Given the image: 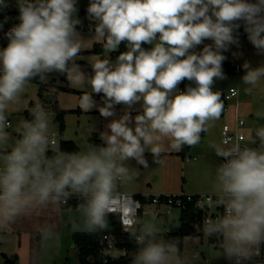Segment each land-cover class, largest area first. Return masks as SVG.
I'll use <instances>...</instances> for the list:
<instances>
[{
  "label": "clouds",
  "instance_id": "obj_1",
  "mask_svg": "<svg viewBox=\"0 0 264 264\" xmlns=\"http://www.w3.org/2000/svg\"><path fill=\"white\" fill-rule=\"evenodd\" d=\"M76 2L16 0L20 22L5 33L8 44L0 49V228L33 208L67 205L75 195L76 215L69 216L74 230H107L109 214L119 212L130 239L139 245L132 264H186L178 245L163 238L157 217L141 219L139 201L122 191L133 178L126 162L148 167L145 153L155 162L165 138L174 150L201 142V133L224 111L221 92L213 85L225 78L223 52L238 45L241 22L257 54L264 55V0H90L88 18L104 52L117 51L122 42L127 48L115 60H93L91 75L76 63L83 47ZM8 6L0 0V10ZM205 40L212 44L197 52ZM242 67V91L251 95L264 81V63L252 67L245 61ZM52 73L90 87L79 100L85 112L98 108L102 117H115V106H125L100 133L103 146L90 143L82 151L49 155L57 143L55 113L40 102L31 108L30 119L17 123V138H10L9 108L21 103L33 80L46 81ZM184 80L191 83L181 91ZM93 93L103 94V106ZM136 104L140 111L132 117L129 110ZM254 116L253 146L231 138L211 145L223 160L211 181L214 203L224 212L206 222L204 234L222 238L223 255L235 264L259 256L264 245V124L259 123L264 107ZM40 234L45 242L55 237L47 225Z\"/></svg>",
  "mask_w": 264,
  "mask_h": 264
},
{
  "label": "rangeland",
  "instance_id": "obj_2",
  "mask_svg": "<svg viewBox=\"0 0 264 264\" xmlns=\"http://www.w3.org/2000/svg\"><path fill=\"white\" fill-rule=\"evenodd\" d=\"M7 2L8 8L0 10V15L3 14L5 18L7 17V25L0 28L9 30L20 21L18 19L19 11L16 0H7ZM89 3L90 0H77L76 7L78 8L77 17L79 20L86 19ZM10 10L17 11V15L12 17ZM86 24L83 23L81 26L77 25L76 27L83 39L82 49L93 48L95 41H103L95 36L94 26H92V29L86 30L84 28ZM237 35L238 45H231L227 51L223 52L226 57L222 63L225 78L214 81L213 91H217L219 87L228 88L233 85L237 88L238 93L228 102H224L225 108L220 119L212 123V127L207 133H201V142L198 145L193 147L185 145L183 153L181 152L182 148L180 150L172 149L169 146L170 141L165 138L162 141L164 151L155 162L150 152L145 153L148 167L145 168L137 164L135 160L127 161L126 163L133 172V178L127 184L134 188L132 190L133 193H178L182 191L202 194L212 193L205 191L211 190V176L216 167L222 163V158L215 154L211 145L220 144L222 141V126L224 122H231L235 125L238 118H244L246 124L241 129L247 138L242 143L247 146H253L251 145V140L253 139L254 127L251 124L252 122L255 124L256 119L249 111H256L264 107V96L260 95V90L264 91V81L251 95H245L242 91L243 85L240 84L245 70L243 67L238 70L235 65L242 66L247 61L250 62L252 67H257L264 63V55L257 54L255 47L248 40L247 33L243 34L237 31ZM7 44L8 38L4 34L0 38V49L5 48ZM205 44H212V41L205 40L201 45L197 46L196 51L202 50ZM118 55L115 51L111 53L83 51L76 58V63L85 74L91 75L92 68H89L88 65H91L93 60L96 58H111L115 60ZM224 63L228 67L226 70ZM48 80H53L57 84H66L61 79L60 74L57 73L50 74L46 81ZM41 82L45 81L40 79L39 81L33 80L29 84L21 103L9 108L8 120L10 126L7 131L11 139L17 138L15 131L17 123L22 119H29L25 109L29 108L31 99L39 100L38 90ZM190 83L184 80L178 87L180 90L181 88L185 89ZM70 85L78 90L91 91L90 87L87 86ZM83 94L63 88L58 90L57 95L60 105L73 110L68 111L65 116L66 127L64 131L60 129L59 121L55 118L53 120L52 130L56 133L57 139V143L50 148L53 152L63 151L61 144L64 139L74 140L80 147L79 151L84 150L90 144V136L93 132L100 131L101 133L107 130L106 125L112 119L118 118L124 113V111H116L118 105L115 106V117L104 118L98 110H94L95 108L89 112L80 111L79 100ZM92 95L96 104L103 106V96L96 93ZM221 99H223L222 96ZM43 105L48 111L55 113L49 101H46ZM134 106L139 107L140 111L139 104ZM139 111L130 112L131 116L135 117ZM100 133H98L99 138ZM100 145L103 146V141ZM122 190L126 191L124 188ZM196 190H199V192H193ZM69 207L72 209L71 213L67 211ZM75 207L74 205L58 206L54 204L36 207L16 218L12 224L0 228V264H77L80 250L75 245L72 236L76 230L73 229L69 221L70 215L73 217L76 215ZM166 211L167 207L165 205L159 206L152 201L146 200L141 217L143 219L155 215L163 228L164 239L167 231L173 230L178 226V218L181 212L179 208H174L166 217ZM45 225L51 226L55 233V237L47 242L41 238L40 234V228ZM198 236L188 235L185 237L181 256L186 258V264H235L233 260H229L223 255L222 239L205 237L202 240ZM119 249L122 248L119 247ZM120 253L121 251H113L115 255ZM130 264H132V260Z\"/></svg>",
  "mask_w": 264,
  "mask_h": 264
},
{
  "label": "trees",
  "instance_id": "obj_3",
  "mask_svg": "<svg viewBox=\"0 0 264 264\" xmlns=\"http://www.w3.org/2000/svg\"><path fill=\"white\" fill-rule=\"evenodd\" d=\"M10 15L13 17L17 15V11L10 10ZM86 19L81 20V23L78 26H81L83 23H90L94 26V22L90 21L88 15L85 16ZM0 25L4 26L7 25V19H5L4 15H0ZM11 19V17H9ZM241 25L243 23L241 22ZM8 29H1L0 28V38L7 33ZM103 41H96L94 47L92 49H86L81 51H93V52H103ZM145 48H150L152 45L144 44L142 45ZM127 51L126 42H122L119 46L118 50L115 51L117 54L121 52ZM114 55V54H113ZM225 70L228 69L227 65L224 63ZM62 79L65 80V85H58L55 84L52 80L41 82L40 88L38 90L39 100L40 101H49L51 103V107L53 111H55V119L59 121L61 131L65 130L66 122H65V114L66 112L73 110V109H66L61 108L58 100H57V91L59 89H68L71 91H77L80 93L89 92L86 90H77L70 86L69 80L64 75H60ZM35 81H39V78L35 79ZM194 86V85H193ZM184 90V89H183ZM94 94V93H93ZM103 96V94H100ZM35 100H31L30 107L25 109V113L30 119V110L34 106ZM99 132H93L90 136V143L95 145H100L102 141L98 135ZM184 147H182V151L184 153ZM61 148L63 151L67 152H77L79 151V146L74 140L72 139H64L61 144ZM50 153V150H49ZM139 193L138 195H140ZM79 203V198L75 195L71 197L68 201L67 205H74L76 206ZM66 206V205H64ZM179 215V224L178 226L170 231L165 233L166 237L165 240L175 242L178 245L179 254L182 255L183 253V246L185 237L188 235H201V238H204L202 232H200L197 228V224L200 223L201 220V206H196L194 202H190L184 208L180 209ZM109 227L107 230L96 232V233H86L83 231H75L73 233V240L75 245L79 248V261L77 264H105V262H121L122 264H127L129 259L127 253L120 256H113L109 254H104L101 250V239L105 233H113L115 236V240L117 245L120 248H125L127 251L134 250L135 254L139 247V245L129 237V233L127 231H123L119 222L116 220V216L114 214H109ZM134 254V255H135Z\"/></svg>",
  "mask_w": 264,
  "mask_h": 264
},
{
  "label": "built area",
  "instance_id": "obj_4",
  "mask_svg": "<svg viewBox=\"0 0 264 264\" xmlns=\"http://www.w3.org/2000/svg\"><path fill=\"white\" fill-rule=\"evenodd\" d=\"M241 33H246L244 31L243 25L240 26V28L237 30ZM236 69H240L241 66L236 64ZM181 91H183V88H181ZM217 91L221 92V96L224 99V102H228L234 95L238 93V90L235 86L231 85L228 88L227 87H219ZM246 124V120L244 118H238L235 125H233L231 122H224L222 126V140L226 138H231L232 140H237L239 143H241L242 146H247L246 144H243L242 141H244L247 137L246 134L242 131V126ZM223 162V160H222ZM134 197L136 201H139V217H142V212L144 208V202L146 200L152 201L153 203L157 205H165L167 207V211L165 215H168L171 213L172 209L179 208L182 209L185 206H187L188 203L194 202L196 206H201L202 212H201V220L200 223L197 224V228L200 232L203 233L204 238H220V237H207L204 234V226L208 220H214L217 217L221 216L224 212V208L220 205H217L214 203L216 200V193H192V192H178V193H153V194H146L141 193L140 195L122 190ZM111 214H114L117 217V220L121 226V229L123 231L125 230V226L122 224L121 220V214L119 212H112ZM201 237V235H199ZM222 239V238H220ZM101 250L104 254H111L112 249L119 248V246L116 243L115 236L113 233H105L101 239ZM223 246V245H222ZM125 249V248H124ZM122 264L121 262H105V264ZM245 264H264V245H261V252L260 255L257 257H254L251 261L245 262Z\"/></svg>",
  "mask_w": 264,
  "mask_h": 264
},
{
  "label": "crops",
  "instance_id": "obj_5",
  "mask_svg": "<svg viewBox=\"0 0 264 264\" xmlns=\"http://www.w3.org/2000/svg\"><path fill=\"white\" fill-rule=\"evenodd\" d=\"M251 2H255V0H251ZM243 34H246V33H243ZM96 42V41H95ZM94 47V46H93ZM90 49H92V48H90ZM81 50H86V49H81ZM83 51H81L80 53H82ZM79 53V54H80ZM97 53H102V52H97ZM236 66V65H235ZM88 67L89 68H91V65L89 64L88 65ZM241 68H242V66H241ZM240 68V69H241ZM61 77V76H60ZM62 79V78H61ZM62 80H64V79H62ZM49 81V80H48ZM53 81V80H52ZM65 81V80H64ZM54 82V81H53ZM55 83V82H54ZM55 84H57V83H55ZM70 84H72V83H70ZM58 85H65V84H58ZM71 86V85H70ZM72 87V86H71ZM73 88H75V87H73ZM75 89H77V88H75ZM78 90V89H77ZM87 91V90H86ZM57 93H58V91H57ZM260 95L261 96H264V91L263 90H260ZM57 97V100H58V103H59V99H58V95L56 96ZM31 100H33V99H31ZM31 100L29 101V106L28 107H30V102H31ZM35 100V103H37V102H40V103H42V104H44L45 102H46V100H44V101H40V100H36V99H34ZM34 103V104H35ZM51 104V103H50ZM59 105H60V103H59ZM60 107L61 108H66V107H62L61 105H60ZM253 108H255V107H253ZM66 109H72V108H66ZM80 111L82 110L81 108L79 109ZM94 110H98V108H95ZM126 110V108H125V106L124 105H118V108L116 109V111H120V112H122V111H125ZM130 112H137V111H139V107H137V106H133V108L131 109V110H129ZM253 116H254V113H255V111L254 110H252V111H249ZM66 114H67V112H66ZM66 114H65V116H66ZM259 123H262V124H264V121H260ZM256 124H257V121H255V124L252 122V124H251V126H253V127H255L256 126ZM96 132H99L100 133V131H96ZM50 150V153H48L49 155L50 154H52V152H53V150L52 149H49ZM146 187V186H145ZM124 189H126V191H130V192H132V190L134 189V188H131V186H129V184H126L124 187H123ZM211 190L210 191H205V192H212V193H214L215 191V188H214V185L211 183ZM131 189V190H130ZM193 192H199V190H196V191H193ZM136 194H139V193H136ZM166 217H168V215H166ZM194 236H198V235H194ZM198 238H199V236H198ZM202 239V238H201ZM202 240H204V238L202 239ZM113 251H121V253L120 254H118V255H115V254H113ZM130 252H133V253H130ZM127 253V257L128 258H131V257H133L134 256V254H135V251L134 250H129V251H127L126 249H124V248H122V249H119V248H114V249H112L111 250V254L113 255V256H115V257H117V256H120V255H124V254H126ZM129 253V254H128ZM132 260V258L131 259H129V261H128V263L127 264H130V261Z\"/></svg>",
  "mask_w": 264,
  "mask_h": 264
},
{
  "label": "water",
  "instance_id": "obj_6",
  "mask_svg": "<svg viewBox=\"0 0 264 264\" xmlns=\"http://www.w3.org/2000/svg\"><path fill=\"white\" fill-rule=\"evenodd\" d=\"M84 28H85L86 30H90V29H92V24L88 23V24H86V25L84 26Z\"/></svg>",
  "mask_w": 264,
  "mask_h": 264
}]
</instances>
